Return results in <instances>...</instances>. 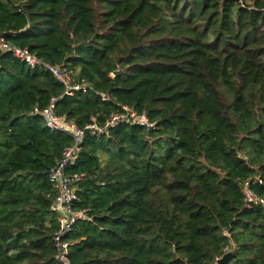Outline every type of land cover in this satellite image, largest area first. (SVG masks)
Returning <instances> with one entry per match:
<instances>
[{
  "label": "trees",
  "instance_id": "1",
  "mask_svg": "<svg viewBox=\"0 0 264 264\" xmlns=\"http://www.w3.org/2000/svg\"><path fill=\"white\" fill-rule=\"evenodd\" d=\"M0 36L86 85L0 51V264H62L49 175L74 139L50 106L155 125L89 134L65 168L70 264H264V0H0Z\"/></svg>",
  "mask_w": 264,
  "mask_h": 264
},
{
  "label": "built area",
  "instance_id": "2",
  "mask_svg": "<svg viewBox=\"0 0 264 264\" xmlns=\"http://www.w3.org/2000/svg\"><path fill=\"white\" fill-rule=\"evenodd\" d=\"M0 51L11 52L17 59L26 63L32 68L44 67L50 71L56 78L66 85L68 95H74L76 91L86 89V85L78 84L72 87L69 86V76L66 71L60 67L43 64L34 54L30 53L28 49L15 47L3 36H0ZM42 117L45 120L47 127L53 132H62L72 136L74 144L65 149L63 158L57 167L51 170L49 179L50 182L56 187L57 195L54 202V211L59 215L60 231L56 236L57 247L59 249L58 259L62 264H70L67 258L69 244L62 242L61 239L70 232L72 225L77 219L83 218V215L73 211L72 205L77 200V193L75 184L82 180L84 175H67L65 168L72 164L77 154L80 151V145L85 138V130H89V134L95 136L105 135L108 130L121 123L137 124L148 129L154 128V123L150 122L146 114H137L134 111L124 107V112L112 115L109 121L104 126H99L93 123L85 129H80L72 122H67L63 118H59L53 106H50L44 112ZM249 183L245 184L247 200L253 201L254 194L248 190ZM262 202V201H261ZM229 251L227 250V254Z\"/></svg>",
  "mask_w": 264,
  "mask_h": 264
},
{
  "label": "water",
  "instance_id": "3",
  "mask_svg": "<svg viewBox=\"0 0 264 264\" xmlns=\"http://www.w3.org/2000/svg\"><path fill=\"white\" fill-rule=\"evenodd\" d=\"M119 72H115L113 75L117 76L119 75ZM89 135V130H85V137H87ZM234 258V253H228L226 254L220 261L219 264H227L229 263L232 259Z\"/></svg>",
  "mask_w": 264,
  "mask_h": 264
}]
</instances>
